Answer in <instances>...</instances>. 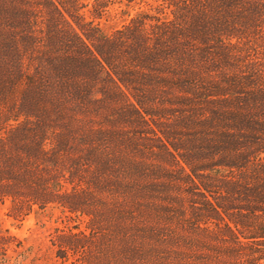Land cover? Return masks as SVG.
I'll return each mask as SVG.
<instances>
[{
  "label": "trees",
  "instance_id": "16d2710c",
  "mask_svg": "<svg viewBox=\"0 0 264 264\" xmlns=\"http://www.w3.org/2000/svg\"><path fill=\"white\" fill-rule=\"evenodd\" d=\"M90 1L0 0V205L79 264H264V0Z\"/></svg>",
  "mask_w": 264,
  "mask_h": 264
},
{
  "label": "rangeland",
  "instance_id": "374dc122",
  "mask_svg": "<svg viewBox=\"0 0 264 264\" xmlns=\"http://www.w3.org/2000/svg\"><path fill=\"white\" fill-rule=\"evenodd\" d=\"M107 1L101 20V26L104 31L119 29L139 11L147 10V7L142 3L128 4L125 0ZM92 2L93 0L89 4H92ZM148 3L153 7L155 6L151 0ZM150 13L153 14L154 11L151 10ZM9 207L10 203L8 200L0 205V234L12 240L16 247L8 249L6 251V260H3L4 258L0 259V263L79 264L76 262L78 257H74L70 253L66 255L67 260L58 259L54 241L60 235V231L71 230L76 233L78 230H84L83 220H78L73 215L63 213L59 208L46 211L36 210L15 220L8 216ZM175 226L173 224V227H171L173 233L175 231L178 232ZM172 245L174 249H178L177 253H188L187 250H183L182 243L177 242L176 245ZM167 258L172 257L167 255Z\"/></svg>",
  "mask_w": 264,
  "mask_h": 264
}]
</instances>
